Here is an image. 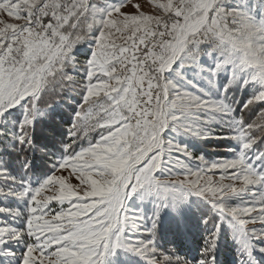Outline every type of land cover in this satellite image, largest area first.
<instances>
[{"label": "snow or ice", "instance_id": "obj_1", "mask_svg": "<svg viewBox=\"0 0 264 264\" xmlns=\"http://www.w3.org/2000/svg\"><path fill=\"white\" fill-rule=\"evenodd\" d=\"M0 264H264V0H0Z\"/></svg>", "mask_w": 264, "mask_h": 264}, {"label": "trees", "instance_id": "obj_2", "mask_svg": "<svg viewBox=\"0 0 264 264\" xmlns=\"http://www.w3.org/2000/svg\"><path fill=\"white\" fill-rule=\"evenodd\" d=\"M217 152L220 155H225L226 154V150L224 148L217 149ZM222 259H225V257H222ZM226 259L231 260L232 259L231 255H229Z\"/></svg>", "mask_w": 264, "mask_h": 264}]
</instances>
